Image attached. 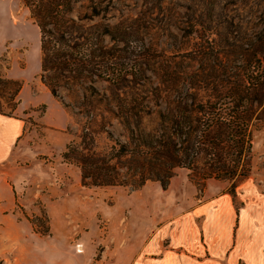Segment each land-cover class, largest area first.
Here are the masks:
<instances>
[{"label": "rangeland", "instance_id": "1", "mask_svg": "<svg viewBox=\"0 0 264 264\" xmlns=\"http://www.w3.org/2000/svg\"><path fill=\"white\" fill-rule=\"evenodd\" d=\"M83 4L90 3L77 4L74 14L84 11L80 7ZM98 6L107 9L101 20L105 24L145 18L150 28L144 30L145 41L164 55L161 59L168 60L173 72L180 75L182 71L187 81H199L200 76L202 83L212 88L231 85L241 69L250 64L255 50L264 53V46L256 41L264 34V0H104ZM39 39V30L23 1L0 0V75L22 83L30 96L49 92L40 79ZM148 76L155 82L151 74ZM95 86L101 93L109 94L107 83L96 82ZM59 94L64 103L71 105L65 109L56 100L71 117V126L61 132L71 136L68 144H78L87 120L75 114L77 110L65 90L60 89ZM16 109L11 111L3 105L1 110L25 121V134H29L28 142L34 146L31 150L43 146L47 131L40 119L45 107L39 105L23 112ZM259 111V119L251 128L249 173L235 187L234 197L229 193L233 181H202L187 169H176L165 188L151 181L138 190L84 186L80 169L62 158L68 144L61 152L47 153L41 149L45 155L39 153L40 149L35 150V160L31 153L18 154L10 163L0 164V176H18L29 181L22 184L24 195L16 197L15 212L19 218L26 217L42 236L68 241L76 251L83 240L87 241L94 251L93 264L106 255L113 256L116 248L111 253L109 245L123 246L125 241L139 244L152 230L167 226L200 204L226 196L235 209L231 238L225 227V213L214 221L210 214L206 219L213 230L222 226L219 244L231 241L222 254L224 259L240 234V209L247 204L251 217L252 211L257 210L260 219H264V105ZM104 124H111L107 130L113 140L126 141L116 119L107 116ZM10 127L0 124V132ZM93 139L96 152L103 153L112 145L106 133L96 134ZM50 141H59V134L50 135ZM27 146L23 149L28 150Z\"/></svg>", "mask_w": 264, "mask_h": 264}, {"label": "trees", "instance_id": "2", "mask_svg": "<svg viewBox=\"0 0 264 264\" xmlns=\"http://www.w3.org/2000/svg\"><path fill=\"white\" fill-rule=\"evenodd\" d=\"M22 1L40 34L42 83L70 109L59 94L65 90L75 114L87 120L80 143L62 155L80 169L84 186L138 190L151 181L165 188L176 169H187L202 181H233L234 197L249 173L251 128L264 105V53L255 50L235 83L212 88L200 76L191 82L173 72L145 41V18L105 24L107 9L98 6L104 0ZM82 2L90 4L74 14ZM262 35L256 41L264 46ZM96 82L107 83L109 94ZM21 87L0 75V115L13 117L1 109L17 108ZM107 116L119 122L125 142L112 139ZM100 133L112 141L103 153L94 151Z\"/></svg>", "mask_w": 264, "mask_h": 264}, {"label": "crops", "instance_id": "3", "mask_svg": "<svg viewBox=\"0 0 264 264\" xmlns=\"http://www.w3.org/2000/svg\"><path fill=\"white\" fill-rule=\"evenodd\" d=\"M45 107L40 121L47 131L43 146L33 148L25 134V121L20 116L0 115V124H10L11 129L0 132V164L10 163L12 158L31 153L35 160V150L47 153L61 152L71 140L68 133L61 132L71 126V117L59 105L50 92L30 96L25 86L19 92V104L16 112ZM26 116V115H25ZM59 134V141H50V135ZM35 143V142H34ZM28 145V150L23 149ZM55 145V150L53 146ZM27 146V147H28ZM39 153L45 155L44 151ZM19 154V155H18ZM35 163V162H29ZM23 177L0 176V262L3 264H93L94 251L89 243L82 241V252L66 240H57L42 236L33 230L26 218H19L15 212L16 197L24 195L27 184ZM246 204L240 209V234L228 255L223 259L231 241L219 244L218 233L222 226L213 230L206 221L210 214L212 221L223 213L226 214L225 227L231 238L235 209L228 197L200 204L181 215L167 226L156 228L141 242L125 241L124 245H109V252L104 260L97 264H264V219H260L257 210L252 211ZM244 218L241 220V214ZM250 219V223H248ZM248 234V235H247ZM143 236V231H142ZM248 239V240H247ZM130 249H133L129 251ZM106 250L104 251V254ZM103 261V262H102Z\"/></svg>", "mask_w": 264, "mask_h": 264}, {"label": "bare ground", "instance_id": "4", "mask_svg": "<svg viewBox=\"0 0 264 264\" xmlns=\"http://www.w3.org/2000/svg\"><path fill=\"white\" fill-rule=\"evenodd\" d=\"M243 216H244V213L241 214V218H243ZM78 248L80 249L79 252H81L82 251V245L78 246Z\"/></svg>", "mask_w": 264, "mask_h": 264}, {"label": "built area", "instance_id": "5", "mask_svg": "<svg viewBox=\"0 0 264 264\" xmlns=\"http://www.w3.org/2000/svg\"><path fill=\"white\" fill-rule=\"evenodd\" d=\"M77 251L79 252V249Z\"/></svg>", "mask_w": 264, "mask_h": 264}]
</instances>
